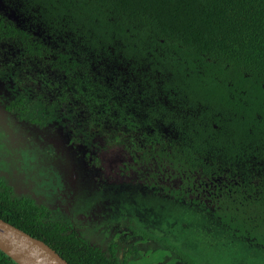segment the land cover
I'll return each mask as SVG.
<instances>
[{
	"label": "trees",
	"instance_id": "16d2710c",
	"mask_svg": "<svg viewBox=\"0 0 264 264\" xmlns=\"http://www.w3.org/2000/svg\"><path fill=\"white\" fill-rule=\"evenodd\" d=\"M1 2L0 78L16 91L7 111L31 126L55 121L94 136L89 167L115 152L119 174L149 159L160 176L173 169L180 179L183 164L203 170L180 180L175 205L206 210L223 234L246 230L264 259V0ZM55 216L0 177V219L68 264H130L144 253ZM133 233L157 242L140 264H207L171 235ZM159 252L169 257L151 261ZM0 264L16 263L0 250Z\"/></svg>",
	"mask_w": 264,
	"mask_h": 264
},
{
	"label": "rangeland",
	"instance_id": "374dc122",
	"mask_svg": "<svg viewBox=\"0 0 264 264\" xmlns=\"http://www.w3.org/2000/svg\"><path fill=\"white\" fill-rule=\"evenodd\" d=\"M11 83L10 80L0 79V177L10 183L15 192L35 197L37 204L42 203L54 214L57 213L54 218L59 217L82 225L85 235L95 236L100 233L102 241L113 238L121 244L122 249L130 246L142 249L144 253L141 257H133L130 264L142 263L143 256H150V246L157 247L155 240L138 241L141 237L133 234L134 229L145 224L149 228L148 232L158 236L171 235L169 238L176 245L201 254L204 259L207 258V264L264 262L262 253L257 252L258 246L250 247L247 244L252 237L245 233L246 230L241 228L232 233L235 229H230L229 234L224 229L223 234L209 220L206 210L201 212V209L192 206L177 207L175 204H179L178 202L158 196L160 192L157 190H153V195L148 196L147 186L141 176L120 179L125 188L111 180L98 181V170L89 167L85 158L90 152L97 155L96 150H91L90 146L94 136L80 134V131L73 133L68 124L60 122L48 121L47 126L42 129L19 121L15 114L5 109V104L16 94ZM56 111L57 109H53L54 113ZM82 118L81 114L78 115L77 121L81 122ZM72 127L75 128L76 125ZM73 139L80 141L76 143ZM102 154L100 159L106 170L116 169L117 162H113L111 157L115 152ZM76 162L82 168L88 185L82 183L80 194L73 195L74 199L71 200L72 192L68 193L71 183L69 168L81 174ZM56 168L60 172L57 173ZM180 169V179L177 172L170 169L173 182L177 185L183 179L188 183L191 175L197 173V170H190L184 164L180 165ZM63 192L70 194V197L63 195ZM156 198L163 206L159 205ZM64 199L70 203H64ZM73 203L75 206L70 205ZM148 217L151 222H148ZM132 234L136 236V240L130 238L124 244L120 242L124 236ZM158 257H161V252L151 261L156 262L154 259ZM167 257L169 255L161 257L160 262H164Z\"/></svg>",
	"mask_w": 264,
	"mask_h": 264
},
{
	"label": "flooded vegetation",
	"instance_id": "af4514ba",
	"mask_svg": "<svg viewBox=\"0 0 264 264\" xmlns=\"http://www.w3.org/2000/svg\"><path fill=\"white\" fill-rule=\"evenodd\" d=\"M0 79H2V78H0ZM5 81H6V79H5ZM140 155H142L141 157H144L146 159H148L151 156V155L145 156V152L144 153L141 152ZM111 157L114 159L113 162H117L119 166L121 165V161L122 160L120 159V156L119 155L113 154ZM85 158H86V155H85ZM99 160L101 162V166H98L96 168L94 167L95 170H98V181H100V182L103 181L104 182V180L105 181L111 180L114 183L119 184V186H121V188H125L124 186H122V183L119 180L120 178H126V177L130 176L128 179H133L134 176H141L143 178L146 186H147L148 196H152L153 195V190H157V191L160 192V195H158V196H160L162 198H168L170 200H173V201L178 202V199H176V197L172 193H173V191L175 189L180 190L179 189L180 187H179V185H177V183L173 182L174 177L171 178V174H172L171 170H170V172H168L169 169L168 170H165L162 173V176H160L159 174H155L154 169H153V163H152V160L151 159L147 160V165H143V167L134 165V167L136 168V170L135 171L132 170V173H130V174H127V173L119 174L118 173L119 170H117L118 167H116V169H114V170H111V169L106 170V168L102 164V161H101L100 158H99ZM129 160H130V158H129ZM154 162L160 164L159 158H157L156 160H154ZM197 172L201 175V173L204 172V171L203 170H197ZM81 175H83L82 176V179H81ZM204 175H206V174H204ZM204 175H202V176H204ZM84 177H85V175L82 172L80 174V173H77L75 169H71V171H70V177H69V181L71 179V183H69V189H68V193L69 192H72L71 197H70V194L67 193L68 194V197H70L71 200L73 199V195H79L80 194V190H81V187H82V183L84 184V182H85V184L88 185L87 184V180H85ZM218 178L222 181V184H223L222 187H224L225 186V183L223 181L226 180V175L224 177L218 176ZM202 184L207 185L208 183H207V181H203V182L200 183L199 187H201ZM126 188H128V186H126ZM154 196H157V195L155 194ZM156 200L159 201V205L160 206H163L161 204V201L158 198H156ZM182 202H181V204L183 206H186V207L187 206H190V205H187V203H185L183 200H182ZM70 205L75 206L74 203L73 204H70ZM97 234L99 235L100 239H102V237L100 236V233H97ZM133 234L132 235L124 236V238L127 237L128 238V241L130 240V238H133V240H136V238H134V237H136L138 234H134L136 236H134ZM139 240L140 239H138V241Z\"/></svg>",
	"mask_w": 264,
	"mask_h": 264
},
{
	"label": "water",
	"instance_id": "95a60500",
	"mask_svg": "<svg viewBox=\"0 0 264 264\" xmlns=\"http://www.w3.org/2000/svg\"><path fill=\"white\" fill-rule=\"evenodd\" d=\"M0 250L16 264H68L45 242L0 219Z\"/></svg>",
	"mask_w": 264,
	"mask_h": 264
},
{
	"label": "crops",
	"instance_id": "0c3cea01",
	"mask_svg": "<svg viewBox=\"0 0 264 264\" xmlns=\"http://www.w3.org/2000/svg\"><path fill=\"white\" fill-rule=\"evenodd\" d=\"M64 195H67V194H64ZM67 203H69V201H66ZM65 203V202H64ZM112 203V202H111ZM149 218V221L148 220H146V221H148V222H151L150 221V217H148ZM146 225V224H145ZM145 225L142 227L144 230H146V231H148V229L149 228H147V227H145ZM150 233H152L151 231H150Z\"/></svg>",
	"mask_w": 264,
	"mask_h": 264
}]
</instances>
